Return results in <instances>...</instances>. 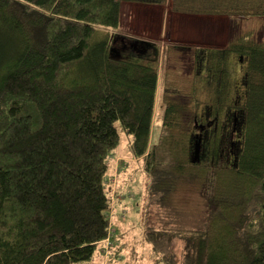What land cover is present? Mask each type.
I'll return each instance as SVG.
<instances>
[{"label":"trees","instance_id":"obj_1","mask_svg":"<svg viewBox=\"0 0 264 264\" xmlns=\"http://www.w3.org/2000/svg\"><path fill=\"white\" fill-rule=\"evenodd\" d=\"M166 1L0 0V264L135 254L107 184L117 122L148 177L131 203L156 264H264V37L250 27L224 47H194L183 77L168 67L183 45L121 31L122 2ZM175 1L180 12L264 18V0L226 11Z\"/></svg>","mask_w":264,"mask_h":264},{"label":"rangeland","instance_id":"obj_2","mask_svg":"<svg viewBox=\"0 0 264 264\" xmlns=\"http://www.w3.org/2000/svg\"><path fill=\"white\" fill-rule=\"evenodd\" d=\"M168 4L170 5V3ZM130 12V10H125L123 15H127V13L130 14ZM187 19H196L195 22H197V19L199 18H197V16H189L187 17ZM125 20H127V28L128 25L133 24L136 21L133 19ZM124 24H126V22ZM178 24H176L175 20L171 22V30L167 31L170 33L169 38L167 39L166 37V39H162L163 41H165V43L171 45H181L183 43L184 46H192V44L198 43L199 45H201V47H217L224 46L227 43L226 40L228 36L230 35V32H226L225 36H222L220 38L217 37L216 31L213 30L212 26L210 24L208 25L207 23H203V25L200 24V27H198V25L196 24L192 25L191 28L183 27V30L179 29V27L177 26ZM250 27L255 30V40L260 41L264 37V18H244L241 15H236L234 27L232 29L233 36H231V38H236L241 32L248 30ZM197 38H201L203 39V41L197 40ZM192 52L194 51H190L189 49L187 50L175 48L169 56L168 67L173 72L180 70L182 76L189 74L192 70L194 60ZM206 94L208 95L207 90ZM203 96L204 93L200 92L199 97L202 99ZM210 99L211 97L209 99H205V102L209 101ZM159 110L160 113L155 118V122L157 125H159V122L162 121L161 118H163V108ZM116 125L121 136V142L111 157L112 166L108 173L109 175L107 184L114 199H117L120 196V199L122 198V202L117 203L115 208V224H117V228L119 229L118 231H125L126 233L124 232V241H127L129 246H136V252L134 255H130L132 253L131 250L127 251L124 254L123 264H156L157 262H154L155 254L151 250L150 245L141 240V234L143 232V220L139 218V212L140 209H142V206L140 204L135 205L131 203V201L135 198H138V196L140 200L141 197L143 200L146 193L145 189L147 188L148 177L145 175V172L143 170L144 167L142 160H131L130 158H128V141L130 140L129 136L125 134L119 122H117ZM157 130L158 126L155 127V132L153 134L154 139L158 137ZM123 159H127V161H124V165L126 166V168L120 172L118 164L121 163V160ZM128 166H133V168H136V170L133 174V178H127V181L125 183V177L127 175H130ZM129 187H131L133 193L129 191ZM116 193H120V195L117 197L115 196ZM135 193H137L138 195L135 196ZM123 215H126L125 219L122 218ZM160 216L162 215L160 214ZM179 245L180 243L175 241L173 244V248L180 256L183 250L182 246ZM99 250L102 251L101 248ZM95 262L96 264H103L100 257H98Z\"/></svg>","mask_w":264,"mask_h":264},{"label":"crops","instance_id":"obj_3","mask_svg":"<svg viewBox=\"0 0 264 264\" xmlns=\"http://www.w3.org/2000/svg\"><path fill=\"white\" fill-rule=\"evenodd\" d=\"M183 3V0H180ZM170 3V5L168 4ZM175 0H167L166 3L163 4H150V3H138V2H122L121 4V31L127 35L135 38H139L141 40H149L160 42L161 47H164L165 41L162 39L169 38L170 33L167 32L171 30V22L176 21L179 29L183 30V27L191 28L192 25L196 24L200 27V24L203 23L210 24L213 30L216 31L217 37L225 36L226 32H230V35L227 38V43L234 38L233 36V27L235 23V16L242 14H235L231 16L227 13H192V12H180L174 9ZM193 4V2H191ZM197 6L201 5L202 7H214L216 5V9L218 11H226L228 5L230 4L229 0H196ZM130 8V9H125ZM215 8V7H214ZM125 10H130V14L123 15ZM125 16V17H124ZM189 16H197V22L192 19H187ZM244 17V16H243ZM203 18V19H202ZM246 18V17H244ZM136 20L135 23L128 25L127 28V20ZM126 22V24H124ZM236 26V25H235ZM242 33V32H241ZM240 35V34H239ZM197 40L203 41L201 38H197ZM227 43L224 45L226 46ZM183 45V43L181 44ZM224 46L217 47H207V48H218ZM194 47L203 48L198 43H194L188 46L183 45V49H189L190 51H194ZM193 56L194 55V52ZM165 60V55L163 56V61ZM195 60V58H194ZM193 60V62H194ZM169 61V60H168ZM163 66V64H162ZM193 70V67H192ZM190 71L189 74L183 75V77L191 78L194 71ZM181 73V72H180ZM199 74H203V70L199 72ZM204 75H199L202 78ZM201 84V83H200ZM161 109V108H160ZM160 110H158L156 117L159 115ZM160 121V120H159ZM156 127V125H155ZM122 161V160H121ZM122 264V263H120Z\"/></svg>","mask_w":264,"mask_h":264},{"label":"water","instance_id":"obj_4","mask_svg":"<svg viewBox=\"0 0 264 264\" xmlns=\"http://www.w3.org/2000/svg\"><path fill=\"white\" fill-rule=\"evenodd\" d=\"M199 151H200V146H199V142H197V146H196V158H199Z\"/></svg>","mask_w":264,"mask_h":264},{"label":"flooded vegetation","instance_id":"obj_5","mask_svg":"<svg viewBox=\"0 0 264 264\" xmlns=\"http://www.w3.org/2000/svg\"><path fill=\"white\" fill-rule=\"evenodd\" d=\"M121 44V43H120Z\"/></svg>","mask_w":264,"mask_h":264}]
</instances>
